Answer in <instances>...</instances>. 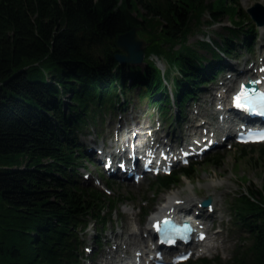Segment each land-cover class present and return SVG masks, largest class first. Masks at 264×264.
<instances>
[{
  "label": "trees",
  "instance_id": "1",
  "mask_svg": "<svg viewBox=\"0 0 264 264\" xmlns=\"http://www.w3.org/2000/svg\"><path fill=\"white\" fill-rule=\"evenodd\" d=\"M200 11L229 23L188 41ZM130 27L142 40L137 63L113 56ZM254 32L235 0H0V264H79L78 231L88 219L101 225L123 197L81 182L76 164L87 156L75 136L130 97L164 117L173 107L175 119ZM237 145L264 156V141ZM191 167L155 174L152 189ZM226 207L240 231L227 257L186 264H264V182L234 191Z\"/></svg>",
  "mask_w": 264,
  "mask_h": 264
},
{
  "label": "rangeland",
  "instance_id": "2",
  "mask_svg": "<svg viewBox=\"0 0 264 264\" xmlns=\"http://www.w3.org/2000/svg\"><path fill=\"white\" fill-rule=\"evenodd\" d=\"M255 1L264 5V0H235L242 11ZM207 19L208 15L206 12L200 11L197 22L195 24L191 23L193 28L190 29L191 32L186 36L188 41H193L194 38L203 36L202 33L204 38L213 37L215 33L212 30L222 31L223 29L219 26V23H227L229 20L224 14L221 15L218 21H206ZM195 27L199 28L196 29ZM257 27V32L252 38L249 49L234 45L235 48L230 52L231 57L225 60V68L216 77L204 83V86H201L199 90H196L197 93L191 100L184 102L181 107L182 113L177 119L170 120V114L168 113L172 112L173 109L170 111L171 108L168 106L164 109L163 114L167 113V116L164 117L156 108L149 106L145 102H140L137 97H130L131 99L126 101L121 109L111 108L105 113L102 110L94 127L90 126L86 133L75 136L80 146H86L89 150L85 151L86 149H83L86 156L89 152V158L88 156L87 159L79 158L78 164H76V170L81 182L99 187L108 195L123 197L121 202L114 205L109 212L108 219L105 220L101 227L98 226L97 222L87 221L86 227L78 231L77 235L80 240L79 257L82 258V260L79 259V264H86L90 262V259L91 264H105L107 259L103 257L105 248L111 245L114 238L118 242V247L123 245L122 242L125 239L127 242L140 243L141 240L131 235L129 229L134 227L137 230L145 229L148 226L147 217L150 216V213H154L155 208L159 207L163 201L166 202L168 193L172 190H177L181 195L188 193L184 189L186 183L191 184L193 193L198 198L209 195L210 203L213 206L203 217V220L209 224V228L206 230L207 236H214V239L208 242L213 247L210 249L204 248L205 250L200 253L201 256H215L220 260L227 257L240 231L236 232L231 223L226 201L234 191L240 188L249 187L254 191L259 189L260 184L264 182L263 154L258 155L255 151H249L248 149L242 151L238 149L237 143L228 139L224 143L208 149V151L214 149L213 151L217 152L215 162L203 161L205 154L208 152L204 151L205 153L200 156L190 158L189 161H192L191 163L193 164L191 175L182 176L180 173L177 175V180L174 184L155 190L151 187L153 174L150 173L144 172L136 181L121 178L114 174L107 175V172L102 168L103 160L95 155L94 149L100 148L99 150L102 149L104 152L113 150L111 142L119 145L121 142L118 140L123 139L124 143H127V138L137 135L136 133L141 138H149L148 132L152 133L159 142L169 145V142L164 139H168L169 136L173 135H178L180 138L187 137L186 132L193 129L197 131L202 126L197 124L200 120H205V122L207 120L206 123L211 126V120L216 118L213 112L216 110L215 101L217 98L214 95L216 96L217 92H220V85L224 86L225 84H219L220 80L223 79L222 82H226V76L229 74H234L233 80L237 79V77H242L241 72L238 73V70L247 69L249 71L251 68L254 69L257 59L262 57V50H264V24H260ZM135 34L138 35L136 32ZM199 50L205 53L204 50ZM152 60L156 65L162 67L160 58H152ZM248 62H250L251 68L242 66L244 63L249 66L247 65ZM228 66L230 68L233 67L230 69ZM234 68H237V70ZM233 80L230 82L231 85ZM224 89L226 91L227 87H223V92ZM209 110L211 115H209ZM144 131L147 132V135H142ZM133 142L130 144H133ZM13 160L15 162L20 161L16 158ZM176 167L177 165L172 168L176 169ZM212 180H221L222 183L207 186L205 181ZM187 206L189 207L186 209L198 208L191 201ZM138 237H140L139 233ZM83 245L88 246V252L82 248ZM116 253L118 254L119 251L116 250ZM197 255L191 254L185 262L176 264H186V262L198 257ZM108 262H111V258Z\"/></svg>",
  "mask_w": 264,
  "mask_h": 264
},
{
  "label": "bare ground",
  "instance_id": "3",
  "mask_svg": "<svg viewBox=\"0 0 264 264\" xmlns=\"http://www.w3.org/2000/svg\"><path fill=\"white\" fill-rule=\"evenodd\" d=\"M235 70H237V68H234ZM242 69V68H241ZM244 71H246L245 69H243L242 71L241 70H238V73L239 72H244ZM246 72H244V73H242V74H245ZM234 75V74H233ZM233 75H228V76H226V82H222V84H224V88L225 87H227V89H226V91H225V89H224V94L223 93H221V94H219L218 96H217V94H216V96L214 95V97H216L217 98V102H216V110L213 112V114H215V122H214V124L215 125H213L212 127L213 128H219V126L220 125H222L221 123H219V114L220 113H222L223 114V116H222V118H224V119H226V120H228V118H229V109L228 108H226V107H224L223 106V102H222V98L223 97H225L228 93H227V90H228V87H230V82L233 80ZM235 80V79H234ZM232 87V86H231ZM234 90V89H233ZM223 91V90H222ZM226 92V93H225ZM222 96V97H221ZM219 105H222V108H219ZM206 122H207V120H206ZM151 132V131H150ZM137 135H132L131 136V138H127L128 139V142L127 143H124V141H123V139H119L118 141H120L121 142V144L124 146V148L126 149V148H128L129 149V147L130 146H133L134 148H137L138 147V143L140 142V141H142V140H145L146 138H141V137H139L138 136V133H136ZM139 134H141V133H139ZM148 134L149 135H151L152 133H149L148 132ZM142 135H147V132H143V134ZM208 135H212V133L210 132V133H208L207 135H205V133H204V138H207V136ZM228 136V135H227ZM229 137V136H228ZM117 138H120V137H117ZM123 138V137H122ZM226 137H223L222 138V140L223 139H225ZM134 141V142H133ZM123 142V143H122ZM131 142H133V144H130ZM222 141H219L218 143H221ZM164 142H159V144H161L162 146H167V145H165V144H163ZM217 143V144H218ZM121 144H119V145H121ZM100 148H98V149H94L95 150V152H96V154H97V156H98V158L99 157H101L102 155H109V156H115V150L113 149V150H109V151H103L102 149L101 150H99ZM111 166V168H112V170H113V168H114V166L111 164L110 165ZM206 182V185L207 186H213V185H218L219 183H222L221 182V180H217V181H215V180H212V181H205ZM184 189L186 190V191H188V193H186V194H183V195H181V194H179V192H177V190H172L170 193H168L167 195H166V203H168V205H166V204H164V205H161V206H159V207H156L155 208V211H154V213L155 212H159V213H161V212H166V211H168V207L171 205V206H173V208H175V207H178V208H183V207H185V208H187V207H189V206H187L189 203H190V201H191V203L193 202V203H196L197 201H198V197L193 193V190H192V187H191V184H187L186 183V185L184 186ZM179 191V190H178ZM212 199H213V197H212ZM216 200V199H215ZM179 201V203H177ZM192 205V204H191ZM170 210V209H169ZM201 226H202V231H204V236H205V239L203 240V241H201L200 243H199V248L198 247H193L192 246V249H194L195 251H193V253H201L202 251L201 250H204V248H209L211 245H209V241L210 240H212V239H214V236L213 235H209V236H207V232H206V230L209 228V224L206 222V221H204V220H202L201 222ZM142 231H150L149 230V227L147 226L145 229L143 228V229H139L138 231H137V229H130V231H129V233L131 234V235H133L134 237H136L138 240L140 239V237H138V233L139 232H142ZM205 240H207V241H205ZM212 242V241H211ZM197 248V249H196ZM110 258H111V262H110V264L114 261V258H113V256H110ZM109 263V262H108Z\"/></svg>",
  "mask_w": 264,
  "mask_h": 264
},
{
  "label": "snow or ice",
  "instance_id": "4",
  "mask_svg": "<svg viewBox=\"0 0 264 264\" xmlns=\"http://www.w3.org/2000/svg\"><path fill=\"white\" fill-rule=\"evenodd\" d=\"M264 71V69H261ZM252 83L259 84L260 81H254ZM234 106L237 109H241L247 113L259 114L264 116V93L257 92L254 89L247 88L244 84L240 85V89L238 93L233 97ZM244 142L248 141H264V131L258 132H249L246 137H243ZM211 143V142H209ZM185 156L188 153H184ZM187 161H185L186 163ZM179 203V201L177 202ZM163 225V227L161 226ZM153 228L156 230L158 234H160V242L162 244L173 245L176 243V239L187 242L189 240V233L193 230L185 224L183 229H178L175 226L170 225V222L165 220L161 223H157L153 225ZM198 240H204L205 236L203 233L197 236ZM203 251V250H201ZM191 253L181 254L177 259L180 261H186Z\"/></svg>",
  "mask_w": 264,
  "mask_h": 264
},
{
  "label": "water",
  "instance_id": "5",
  "mask_svg": "<svg viewBox=\"0 0 264 264\" xmlns=\"http://www.w3.org/2000/svg\"><path fill=\"white\" fill-rule=\"evenodd\" d=\"M253 21L257 24L264 21V7L258 2H254L252 5L246 8ZM142 40L135 34L134 28L130 27L119 32L114 40V44L117 47L113 56L118 61L136 62L140 58V46ZM207 197L202 199V202L206 201Z\"/></svg>",
  "mask_w": 264,
  "mask_h": 264
}]
</instances>
